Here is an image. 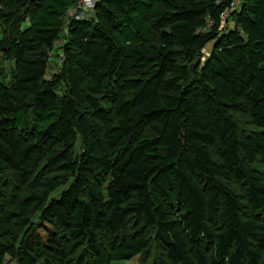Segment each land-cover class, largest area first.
<instances>
[{
    "label": "trees",
    "instance_id": "1",
    "mask_svg": "<svg viewBox=\"0 0 264 264\" xmlns=\"http://www.w3.org/2000/svg\"><path fill=\"white\" fill-rule=\"evenodd\" d=\"M81 1L0 3L12 22L0 56L13 61L0 78V193L32 189L2 212L0 264H37L39 251L68 264L82 246L93 258L76 264L130 261L151 249L148 231L158 264H264V0L227 20L233 0H99L67 21ZM245 110L249 134L233 117Z\"/></svg>",
    "mask_w": 264,
    "mask_h": 264
},
{
    "label": "rangeland",
    "instance_id": "2",
    "mask_svg": "<svg viewBox=\"0 0 264 264\" xmlns=\"http://www.w3.org/2000/svg\"><path fill=\"white\" fill-rule=\"evenodd\" d=\"M4 0H1L0 3H3ZM241 1L238 6H240ZM94 6L92 2L84 1L79 4H77L67 15L66 20L68 21L69 18H77V19H88L92 18L94 15ZM31 11H28L26 9H22L19 15L24 18V23L22 24L21 29H24L29 25V15ZM228 18H225L227 20ZM66 21V22H67ZM12 22H9L3 18H0V40H2L9 32L11 28ZM230 25L232 26L233 23L230 21ZM66 35H67V29L63 31V34L61 35V38L58 40L54 52L52 54L51 60H50V65H49V71H48V78H53L54 75H57L61 71V65H62V60H63V45L65 44L66 41ZM160 34L157 31H152L151 33V42L154 44H157L159 41ZM211 46H207L201 56L199 57V60L201 62H204V60L208 57L210 54ZM13 68V61L8 60L2 56H0V78L4 77L6 80H9L10 76V71ZM233 117L237 121L239 128L241 130L242 134H249L251 132H255L256 128L253 125L251 121L250 114L248 111H242V112H234ZM83 152V148L80 142H77L76 148H75V154L80 155ZM42 170V169H41ZM39 170L38 173H41L42 171ZM13 178V177H12ZM6 180H9V183H11V180L8 178H4V182ZM13 185V181H12ZM18 188L14 186V188H6L5 192L0 193V225H1V216L2 212H9V211H16L17 207L16 204L17 202L19 203L20 199L22 198L23 195L29 194V192H32L31 190H17ZM64 188H62L60 191L57 192L55 197H58L60 195V192L63 191ZM34 222H37L38 219L35 218ZM128 225V229L130 230V233H133L138 226H140V223L138 220L135 221L134 218H131ZM15 231L19 234L24 235L23 231L17 227H14ZM148 235L152 236V246L151 249L148 252H145L134 259L130 261H123V262H114L112 264H158L157 259L164 256L165 251L162 245L156 240L154 236L153 231H148ZM64 235V234H62ZM0 236H3L0 232ZM66 236V235H65ZM3 239L6 238L5 236L2 237ZM11 238L7 237L4 240H10ZM66 239V238H65ZM100 240L103 244V246L108 247V244L106 243V236L101 233L100 234ZM66 244L68 245V239H66ZM84 255L87 257L89 260L93 258V255H91L87 249L86 246L79 247V249L76 250V252L70 256L68 260V264H76L77 259L81 256ZM37 264H51V262L45 257L42 251H39L38 256H37ZM4 264H17V261L14 260L13 258L7 256Z\"/></svg>",
    "mask_w": 264,
    "mask_h": 264
},
{
    "label": "built area",
    "instance_id": "3",
    "mask_svg": "<svg viewBox=\"0 0 264 264\" xmlns=\"http://www.w3.org/2000/svg\"><path fill=\"white\" fill-rule=\"evenodd\" d=\"M84 1H87V0H82L81 2H84ZM89 2H92L93 4L96 5V3L99 1V0H88ZM241 0H233V2L231 3V6L225 10L222 14V18L225 19V18H228L229 15L236 9H238V5L240 3ZM80 2V3H81Z\"/></svg>",
    "mask_w": 264,
    "mask_h": 264
}]
</instances>
